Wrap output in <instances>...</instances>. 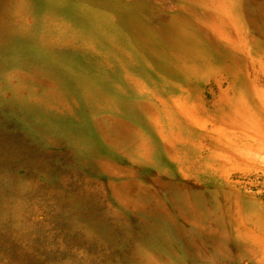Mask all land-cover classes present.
<instances>
[{
	"label": "rangeland",
	"instance_id": "rangeland-1",
	"mask_svg": "<svg viewBox=\"0 0 264 264\" xmlns=\"http://www.w3.org/2000/svg\"><path fill=\"white\" fill-rule=\"evenodd\" d=\"M149 1L0 0V264H150L146 202L133 199L139 186L125 184L133 174L108 163L116 151L138 162L132 132L150 133L120 89L125 71L130 77L140 60L147 64ZM160 2L157 17L170 16L177 0ZM243 10L252 73L247 88L242 75L221 80L232 85L230 102L214 110L225 119L220 141L229 152H264V0H245ZM241 114L251 130L245 139ZM111 116L131 131L111 139ZM101 134L112 148L100 145ZM229 177L233 188L264 199L263 174Z\"/></svg>",
	"mask_w": 264,
	"mask_h": 264
},
{
	"label": "crops",
	"instance_id": "crops-1",
	"mask_svg": "<svg viewBox=\"0 0 264 264\" xmlns=\"http://www.w3.org/2000/svg\"><path fill=\"white\" fill-rule=\"evenodd\" d=\"M244 1L177 0L170 16L163 18L157 17V10L164 4L149 1L154 31L147 64L137 57L144 65L130 77V69L125 71L120 89L123 103L137 106L150 133L132 132L139 140L140 164L118 151L108 154V163L120 174H133L134 181L125 184L139 186L133 199L146 202L150 264H264V199L233 188L228 179L234 173L264 175V152H229L220 141L227 133L225 119L214 110L220 100L230 102L225 89L232 85L219 86L221 80L233 84L242 75L238 82L245 87L252 73ZM232 100L237 104L235 97ZM108 120L111 139L131 131L130 124L113 116ZM236 121L244 123L239 131L248 138L245 116ZM100 137V145L114 146ZM125 160L131 163L124 167L119 162ZM148 183L162 185L161 192L148 187L142 194Z\"/></svg>",
	"mask_w": 264,
	"mask_h": 264
}]
</instances>
